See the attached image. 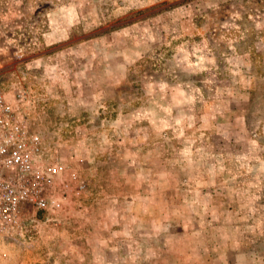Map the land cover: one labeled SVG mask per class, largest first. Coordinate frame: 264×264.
I'll return each mask as SVG.
<instances>
[{
  "label": "rangeland",
  "instance_id": "rangeland-1",
  "mask_svg": "<svg viewBox=\"0 0 264 264\" xmlns=\"http://www.w3.org/2000/svg\"><path fill=\"white\" fill-rule=\"evenodd\" d=\"M0 21L28 24L7 69L66 166L0 264H190L184 223L207 215L191 189L215 163L223 221L264 254V0H0ZM153 182L185 206L156 237L136 218Z\"/></svg>",
  "mask_w": 264,
  "mask_h": 264
},
{
  "label": "built area",
  "instance_id": "built-area-1",
  "mask_svg": "<svg viewBox=\"0 0 264 264\" xmlns=\"http://www.w3.org/2000/svg\"><path fill=\"white\" fill-rule=\"evenodd\" d=\"M27 25L0 21V245L24 238L25 221L48 209L66 169L39 129L45 112L35 113L36 100L24 81L27 74L7 69L9 62L30 58ZM84 188L81 183L76 192Z\"/></svg>",
  "mask_w": 264,
  "mask_h": 264
},
{
  "label": "crops",
  "instance_id": "crops-1",
  "mask_svg": "<svg viewBox=\"0 0 264 264\" xmlns=\"http://www.w3.org/2000/svg\"><path fill=\"white\" fill-rule=\"evenodd\" d=\"M31 1V0H30ZM31 13V11L28 9ZM27 11V12H28ZM29 14V13H27ZM222 172L215 166L205 167L202 173L203 183L193 186L192 193L198 192L199 197L195 200L197 208L206 211V217L196 220L191 217L184 224L190 226L197 222L200 229L186 232L182 237L186 241H199V244L190 242L187 244L186 256L187 263L190 264H264V254L259 251H247L242 249L241 239L245 236V229L241 218L233 221L230 226L229 219L223 221L221 205L218 204L216 194L221 183L219 181ZM152 196L147 210L137 215V221L141 226H151L152 230L148 233L155 237L160 234L161 228L170 230V226L175 225V219L171 218L175 214L176 207L185 206L176 201L174 192L176 186H160L159 182L152 183ZM167 190V192H166ZM169 190V191H168ZM190 206V205H189ZM194 221V222H193ZM170 235V234H169ZM153 238V237H151ZM264 239V237H263Z\"/></svg>",
  "mask_w": 264,
  "mask_h": 264
}]
</instances>
